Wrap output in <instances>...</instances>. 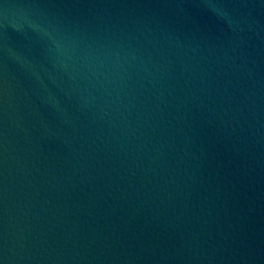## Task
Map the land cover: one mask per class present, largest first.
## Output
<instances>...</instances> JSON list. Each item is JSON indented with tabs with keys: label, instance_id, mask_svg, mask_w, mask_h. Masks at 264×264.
I'll return each instance as SVG.
<instances>
[{
	"label": "water",
	"instance_id": "1",
	"mask_svg": "<svg viewBox=\"0 0 264 264\" xmlns=\"http://www.w3.org/2000/svg\"><path fill=\"white\" fill-rule=\"evenodd\" d=\"M0 264H264V0H0Z\"/></svg>",
	"mask_w": 264,
	"mask_h": 264
}]
</instances>
